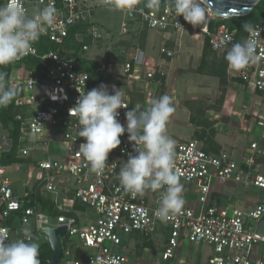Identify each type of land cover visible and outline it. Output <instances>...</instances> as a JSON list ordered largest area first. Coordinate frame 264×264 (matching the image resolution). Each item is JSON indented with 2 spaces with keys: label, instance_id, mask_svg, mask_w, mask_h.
Listing matches in <instances>:
<instances>
[{
  "label": "built area",
  "instance_id": "built-area-1",
  "mask_svg": "<svg viewBox=\"0 0 264 264\" xmlns=\"http://www.w3.org/2000/svg\"><path fill=\"white\" fill-rule=\"evenodd\" d=\"M88 2L89 0H22L28 15L49 5L55 7L56 23L40 38H48L57 44L63 41L71 26L90 21L89 15L94 6ZM3 3L6 0H0V4ZM138 8L143 11L125 12L129 21H140L149 29L179 33L187 27L183 16L177 17L174 7L168 4L160 6L158 11L140 5ZM206 10L209 17L215 16ZM129 21H122L123 32L127 31ZM252 29V32L246 33L243 41L250 39L255 42L256 62L249 63L239 71L231 69L241 82L264 94V21L255 24ZM199 30L209 35L213 50H230L234 43H238L236 30L224 24L209 33L206 21ZM87 31L93 40L98 41L103 37L102 29L96 24L89 26ZM38 42L26 56H33L40 61L44 70L42 79H35L31 70L22 73L21 77L20 71H16V77L12 73V83L21 85L24 91L16 102L26 107L16 115L20 122V141L24 142L19 147L18 154L29 156L30 147L26 146L29 136L41 135L46 128L61 134L66 144L64 157L59 160H38L37 168L42 173L37 180L46 192L55 195L61 193L62 200L55 197L58 213L54 216L35 206H23V198L15 195L11 181L5 175V165L0 162V227L9 230L10 240L23 239L24 230L29 229L34 242L36 236L41 242L48 241L47 234L42 230L44 227L65 226L66 230L61 235L65 238L64 241L74 237L89 252L84 258L73 256L70 251L66 253L60 236L62 256L57 264H110L113 259L117 264H128V256L121 251L124 236L135 232L150 235L160 226V234H166L161 252L163 260L173 258L186 238L189 244L207 243L212 246L213 255L208 258V264H264V231L257 228V224L264 218V194L246 211L219 205L210 199L213 184L217 182H232L264 191V150L261 151L260 170L255 171V142L250 144L252 151L242 161L226 150L206 151L196 139L176 143L174 170L180 184H191L195 188L196 204L183 205L179 213L162 221L155 213L160 206L164 189L158 190L154 202L148 204L144 196L133 197L125 193L117 182L121 157H129L134 153V142L128 140L127 131L120 137L121 144L109 153L103 173L97 176L91 171L89 163L79 151V145L84 142V138L78 136L81 126L78 119L70 115L69 110L75 107L81 92L87 93L98 88L99 83L91 84L89 74L79 69L74 59L59 49L39 52ZM88 48L89 45H83V50L87 51ZM160 51L167 56L173 54L166 47H161ZM140 64L141 56L138 52L133 64L126 62L123 65V72L127 74L132 66ZM110 68L111 63L103 61L98 70L108 71ZM153 73L154 70L150 69L146 76L151 78ZM53 95L57 97L56 100L51 98ZM130 109L128 105L127 108L118 110L120 115L117 119L125 127V113ZM56 137L51 133V138ZM40 141L46 143L43 139ZM12 144L10 136L0 134V154L9 152ZM58 177L71 179V185L66 182L65 186L59 188L56 183ZM70 189L72 197L67 193ZM181 195H188L184 187ZM73 204L85 208L74 209ZM70 210L74 215L68 214ZM13 217L14 221L11 220ZM52 221L54 224H51Z\"/></svg>",
  "mask_w": 264,
  "mask_h": 264
},
{
  "label": "clouds",
  "instance_id": "clouds-1",
  "mask_svg": "<svg viewBox=\"0 0 264 264\" xmlns=\"http://www.w3.org/2000/svg\"><path fill=\"white\" fill-rule=\"evenodd\" d=\"M111 11L133 13L142 12L138 5L158 11L161 0H99ZM176 16L194 28L207 20L204 0H172ZM56 9L49 5L28 15L22 0H6L0 4V66L12 64L33 51V45L55 23ZM245 31L252 32L251 25H243ZM225 59L239 71L249 63H255V42L245 39L234 43L227 51ZM5 73L0 72V108L10 105L18 94L14 85L4 83ZM101 84L87 93L81 92L75 107L69 110L81 126L79 137L84 142L79 151L89 163L91 171L101 175L108 161L109 153L121 144L120 137L127 131L128 140L134 142V155H129L120 169L119 183L123 191L133 197L143 196L147 190L164 189L156 216L167 221L179 213L184 205L181 195L183 186L174 170L175 141L167 133V122L174 112L170 97L154 98L150 106L141 110L139 105L125 113L126 127L117 117L120 108H127L121 89ZM56 100L55 95L51 96ZM66 98V97H65ZM49 243L54 237L48 236ZM0 264H41L39 244L33 241L29 229L24 230V238L10 240L9 230L0 227ZM110 264H117L113 259Z\"/></svg>",
  "mask_w": 264,
  "mask_h": 264
},
{
  "label": "crops",
  "instance_id": "crops-1",
  "mask_svg": "<svg viewBox=\"0 0 264 264\" xmlns=\"http://www.w3.org/2000/svg\"><path fill=\"white\" fill-rule=\"evenodd\" d=\"M130 23L131 27L127 30H136V35H140L143 38L142 40H138L137 44L131 47L130 52L132 53V56L130 58L122 59V56H120L119 60H110L111 68L104 73L99 86L101 84L107 85L109 93L113 94L112 86L114 85L117 89L122 90L124 102L128 104L131 109L135 105H139L141 110H145L150 106L152 99L159 98L163 95L171 96V92L168 88L169 82L167 69H170V66L173 64L172 57L176 49L182 47V50L184 49L186 51V49H192L193 46H197V65L193 70L212 75L218 78L219 82L215 88H213V91H210L209 84H204L199 86L203 89L199 93L201 94L200 96L198 94V96H193L192 93L186 92L183 97L178 99L177 104L174 105L171 101L172 106L174 107V112L167 122L166 134L175 141V144L179 141L196 139L198 144L201 147H206L208 151L214 152L216 149L226 150L240 161L251 153L252 150L250 144L255 142L257 145L254 150V159L256 163L253 165V169L259 171L260 163L262 162L261 151L264 150V94L248 87L241 82L237 76H235L234 70L231 69V66L225 59V50H213L204 47L205 33L201 32L199 28L205 23L198 27L199 32H191L189 35L190 37L185 36L187 30L181 33L164 31L162 40L157 46V43L153 45L152 42L147 41L148 39L145 32L147 27H145L140 21H133ZM199 37H203L201 42L198 40ZM161 47H166L168 50H171L173 52L172 56H167L166 54L161 53ZM138 52L141 56V64L139 66H132L131 70L125 74L123 72V65L126 62H129V60H133ZM88 56L97 58L100 63L107 60L106 56H102L101 58L95 55ZM151 68L158 70L164 77L163 85H160L159 80L148 78L146 76V73ZM173 70L178 71L181 70V68L178 67ZM222 78L224 79V85L221 83ZM138 82L142 85L141 87L136 86V83ZM221 89L223 90L221 103H219L218 106L214 105V107H208L213 105L219 98ZM224 126H226V129L224 128V130H222V127ZM173 127H181L182 129H172ZM246 134H253L256 138H250V136H248L247 139H244ZM134 154L135 153L132 155ZM127 159L128 157H121L120 169L124 166ZM32 162H35L37 166V161ZM35 181H37V178L31 180L29 185L25 186V190L21 195H15L24 198L26 193L35 184ZM181 185L188 191V195L183 197L184 205H195L197 193L193 185ZM237 187L242 188L244 190H242V192H245V194L242 195L241 200L244 205L242 206L243 208L231 205L232 207L246 211L261 197V192L255 191L254 187L247 188L242 184L232 182H217L213 184L210 199L216 201L219 205L230 206L232 196H235L233 190ZM230 190L232 193H230ZM157 192L158 190H147L143 195L145 201L148 204H152L157 196ZM57 199L62 200L61 193H58ZM228 199H230V202ZM233 201L235 202L234 199H232V203ZM11 220L14 221V217ZM143 236L145 235L137 232L124 236L122 250H127L128 245H132L138 252L140 244L144 241ZM163 236L164 235H162V237ZM154 239L155 238L152 237V234L148 235L150 244H153ZM37 243L40 245L42 242L40 241ZM79 249L80 247L76 246V252H79ZM180 251L181 247L177 253ZM180 259L185 263L188 260V257H186V259L179 258V260ZM168 260L170 259L164 261ZM129 261L130 259L128 256V262Z\"/></svg>",
  "mask_w": 264,
  "mask_h": 264
},
{
  "label": "rangeland",
  "instance_id": "rangeland-1",
  "mask_svg": "<svg viewBox=\"0 0 264 264\" xmlns=\"http://www.w3.org/2000/svg\"><path fill=\"white\" fill-rule=\"evenodd\" d=\"M88 3H91L94 6L91 9L89 19L90 21L95 22L100 28L102 27L101 29L103 31V37L98 41L93 40L86 54L95 55L99 58H101L102 56H106L110 60H112L113 55H120L123 59L130 58L132 56V53L130 52L131 47L136 45L137 41L142 40L143 37H141L140 35H136V30H127L126 32L122 31V21H129L126 17V13L111 11L108 8L102 6L99 3V0H89ZM208 17L209 15L207 12V19ZM209 18H212V16H210ZM130 22L131 21H129L128 23L129 25L127 29L131 27ZM186 24L187 27L184 29V31L187 30V34H185L186 37H190L189 35L191 32H199L198 27L200 26L194 28L190 23L186 22ZM145 32L148 39L147 41L152 42L153 45L157 43L156 46L159 42H161L162 36L164 35V31H158L151 28L145 29ZM202 38L203 37H199V42L202 41ZM196 51L197 46H193L192 49H186V51L184 49L182 50V47H178L172 57L173 64L170 66V69L168 68L169 71L167 69V77L169 82L168 88L171 92L170 100L174 105L177 104V101L180 97H183L185 95L184 93L189 92L192 93L193 96H200L201 94L199 93L203 89H201L199 86L209 84L210 91H213V88H215V86L219 82L218 78L212 75H208L205 72H196L193 70V68H196L197 65ZM178 67L181 68V70H173L174 68ZM13 75L16 77L17 72H13ZM21 75L22 73L19 75V77H21ZM136 86L141 87L142 85H140V83L138 82L136 83ZM202 103L204 104L203 101ZM222 128L221 129L224 130V128L226 129V126ZM172 129L182 128L173 127ZM5 133L6 131L3 132L0 128V134L5 135ZM51 133H53L57 137L51 138ZM248 136H250V138H256V136H254L253 134H246L244 139H247ZM42 139L46 141L45 144L41 143L40 140ZM26 146L30 147V155L25 157H28L30 160L23 159L19 162L5 166V175L10 179L14 193L18 195H21L24 192L25 186H28L31 180L37 178L42 173L41 170L37 168L35 162L32 161L43 159H62L64 157V149L66 144L64 139L61 138L60 133H58L56 130L51 131L46 128L41 135L29 136V141L27 142ZM66 182L68 183V185H71L72 180H68V178L58 177L56 181L59 188L61 186H65ZM242 190L243 189L239 187L233 190V194H235V196H232V199H234L235 202L233 201L232 203V199L231 202L230 199H228V201L231 203L230 206L234 205L242 207L244 205L241 200L242 195L245 194V192H242ZM254 190L260 191L261 195L264 194L263 190L255 188ZM230 193H232L231 190ZM51 224H54V222L52 221ZM159 227L160 226H157V229L152 234V237L155 238L153 244L151 243L150 245H144L143 247H140L138 252L137 249L132 245H128L127 250H121L123 253L129 256L130 261L128 262V264H207L208 258L213 255L211 245L207 243L189 244V241L185 238L184 241H182L183 243L181 245L180 252H176L175 256L168 261L162 260L161 252L166 240V234L162 237L159 232ZM257 228L259 231H264L263 219L260 223L257 224ZM60 239L61 241H63L65 238L61 236ZM35 242H40V238H36ZM62 245L66 253L70 251V254L73 256L79 255V257L84 258L89 252V250L81 246L80 241L74 237L69 238L68 241L65 240L64 242H62ZM76 246H80L79 252H76ZM186 257H188V260L186 261L187 263H183L181 261L182 259L179 260V258L186 259Z\"/></svg>",
  "mask_w": 264,
  "mask_h": 264
},
{
  "label": "trees",
  "instance_id": "trees-1",
  "mask_svg": "<svg viewBox=\"0 0 264 264\" xmlns=\"http://www.w3.org/2000/svg\"><path fill=\"white\" fill-rule=\"evenodd\" d=\"M170 5L173 7L172 0H161V5ZM141 7L145 8L143 4H140ZM207 21V30L209 33L214 32L217 27L221 24L228 26L231 29H235L237 33L238 42H243V39L248 31H245L243 25H251L252 27L264 21V0H258L256 4L251 8V10L244 15H231L228 17L214 16ZM92 24H96L92 21L79 22L71 26L68 30L67 35L64 37L63 41L60 44H57L53 41H50L48 38H40L37 43V48L39 52H43L48 49H59L62 53L66 54L68 57L74 59L77 67L81 70H85L90 76V83H100L105 71L98 70L100 61L97 58L90 57L86 53L87 51L83 50V45H91L93 39L88 34L87 28ZM97 25V24H96ZM102 28V27H101ZM209 35L205 34L204 36V47L212 49L209 42ZM228 50H225L227 53ZM226 55V54H225ZM120 55L112 56V60H119ZM123 59V58H122ZM111 60V61H112ZM106 62H110V59L107 58ZM227 61V60H226ZM133 64V60H129ZM27 70L32 71V75L35 79L41 80L44 70L40 65V61L33 56H25L21 60H18L7 66H0V72L5 73L4 83L6 85H14L12 83V73L13 71H20L24 73ZM153 73V79L159 80L160 85L164 83V77L156 69ZM224 79L222 78L221 83L224 85ZM18 89V94L14 98L13 102L7 107L0 108V128L5 134L12 138L13 144L9 152L1 153L0 162L5 166L19 162L20 160L27 159L28 157H23L18 155V149L23 145L24 142L20 141V122L16 119V115L21 113L26 109L25 105H18L17 99L21 97L24 93L21 85H14ZM223 98V90L221 89V94L219 98L213 105L208 107L218 106L221 103ZM198 123V122H197ZM207 137V136H206ZM208 141V140H207ZM206 141V142H207ZM204 150L208 151L207 148L203 147ZM219 150H214L218 152ZM119 183V179L117 180ZM68 196L72 197V189L68 190ZM55 197L57 195L53 193L46 192L42 189L41 185L38 184V180L35 181L33 187L26 193L23 200V206L31 205L38 208L40 211L54 216L58 213L55 207ZM85 208L78 204H73L72 208ZM68 214L74 215L72 210L68 211ZM143 242L140 244V247L150 244L148 240V235L143 236ZM64 242L61 241V243ZM63 246V245H62ZM52 250L47 241L42 242L39 245V259L41 264H47V260L51 257Z\"/></svg>",
  "mask_w": 264,
  "mask_h": 264
},
{
  "label": "water",
  "instance_id": "water-1",
  "mask_svg": "<svg viewBox=\"0 0 264 264\" xmlns=\"http://www.w3.org/2000/svg\"><path fill=\"white\" fill-rule=\"evenodd\" d=\"M257 1L258 0H204V3L211 14L228 17L231 15H244L248 13ZM42 230L47 236L52 235L54 237V243H49L52 256L47 260V264H57L62 256V246L59 237L64 234L66 227H44Z\"/></svg>",
  "mask_w": 264,
  "mask_h": 264
}]
</instances>
